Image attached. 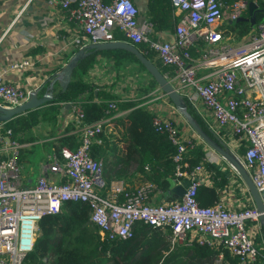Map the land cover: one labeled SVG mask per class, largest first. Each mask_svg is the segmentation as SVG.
<instances>
[{"label":"built area","instance_id":"obj_1","mask_svg":"<svg viewBox=\"0 0 264 264\" xmlns=\"http://www.w3.org/2000/svg\"><path fill=\"white\" fill-rule=\"evenodd\" d=\"M45 1L63 10L73 26V30L60 35L61 49L66 53L73 46L83 48L91 42L123 40L135 46L141 42V52L151 50L153 58L169 67L163 75L237 157L264 211V19L253 23L239 38L223 32L224 25L235 21L246 8L245 0L228 4L223 0H170L173 15L177 16L172 40L150 38V24L139 22L133 0ZM116 32L120 37L114 35ZM33 63L32 57L23 55L0 65L1 105L10 107L28 97L33 89L19 85L6 74L20 72ZM87 80L98 85L113 81V91L121 98L134 94L132 88L122 91L109 72L96 65L88 72ZM152 92L148 104L151 124L175 146L172 177L183 185L182 193L166 202L149 200L158 189L146 180L132 189L126 188L122 180L105 185L101 161L91 156L90 146L100 141L96 134L108 118L86 122L78 99L63 104L62 121L72 126L78 144L73 150L61 146L58 155L47 152L40 173L30 185L24 184L18 174V148L25 143L11 138L9 128L0 121V264H20L33 247L39 218L59 211L64 200L85 202L89 221L107 239L130 236L133 224L141 221L157 228L169 226L170 248L192 242L222 245L236 260H225L223 264H247L256 258L254 238L260 230V211L243 181L238 189L244 199L235 206L220 197L211 205H199L196 188L201 183L211 184L210 172L201 163L188 166L183 157L201 140L189 125L178 121L176 114H180L157 85ZM158 96L167 102L165 106L153 101ZM107 125L110 130L111 124ZM237 147L243 148L240 154L233 150ZM203 159L216 162L217 157L204 150ZM228 167L237 173L230 163ZM224 187L220 193L228 183ZM118 193L122 197L118 198ZM222 257L219 251L215 260L222 261Z\"/></svg>","mask_w":264,"mask_h":264},{"label":"trees","instance_id":"obj_2","mask_svg":"<svg viewBox=\"0 0 264 264\" xmlns=\"http://www.w3.org/2000/svg\"><path fill=\"white\" fill-rule=\"evenodd\" d=\"M223 1L228 4L232 0ZM245 1L254 3L251 13L254 18L253 23L264 19V0ZM241 15L244 17L250 15L247 5ZM144 16L151 27L150 38H158L159 32H172L177 21V16L173 15L170 0H146ZM252 25L248 19H238L224 25L223 32L239 38ZM114 35L120 37L117 32ZM143 45L140 42L136 47L139 49ZM76 49L77 46H73V49L65 54V61ZM142 53L152 60L162 73L167 69L170 70L169 67L153 58L151 50ZM96 56L111 58L110 62L115 67L132 64L129 69L133 72L145 70L137 58L124 49L94 50L76 60L70 79L63 90H60L58 84L54 82L52 94L48 100L40 106L13 115L3 121L4 126L9 128L11 138L25 143L36 138L31 128L46 122L52 126L46 136L56 134L51 141L50 151L58 155L61 146L73 150L78 144L77 135L71 131L70 124L62 123L60 114L64 110L63 104L66 101L78 99L86 122L108 118L96 134L100 141H94L90 146L91 156L101 161V176L105 185H109L110 179L122 180L126 188L132 189L133 184L128 180L131 174L128 173L130 167L158 190L167 189V177L173 175L174 162L171 156L175 146L164 132H159L151 124L152 112L148 104L149 99L154 95L152 90L156 83L145 70L148 75L147 80H140L132 87L133 96L121 98L117 92L113 91V81L111 84L98 85L83 77L88 73L87 68L92 67ZM53 71L39 85L37 92L45 89L49 75L51 77ZM183 102L198 126L218 142L219 139L185 98ZM108 122L111 124L110 130ZM203 146L202 141L194 143L183 159L187 161L188 166L201 163L210 172L212 184L201 183L195 192L197 203L208 206L218 198L219 193L215 186L221 187L226 184L227 176L214 163L203 159ZM25 147L23 145L18 148V163ZM240 151H243L242 147ZM153 191L154 189H151L150 192ZM117 197H122V193H118ZM37 225L40 233H37L32 249L24 255L20 264H213L212 260L219 251L222 252L223 257L218 264H223L225 260L236 263L235 258L230 257L222 245L214 247L192 242L177 244L176 248L163 252L167 246H160V243L165 241L167 235H170L169 226L157 228L137 221L133 224L131 235L128 237L112 239L102 237L98 233L97 226L88 219L87 204L80 200H64L59 211L43 214ZM260 232L259 240L264 244L262 226H260ZM256 239H258L257 235L254 241ZM256 246L258 255L247 264H264V248L259 244Z\"/></svg>","mask_w":264,"mask_h":264},{"label":"crops","instance_id":"obj_3","mask_svg":"<svg viewBox=\"0 0 264 264\" xmlns=\"http://www.w3.org/2000/svg\"><path fill=\"white\" fill-rule=\"evenodd\" d=\"M133 2L138 9L137 18L140 23H143L145 20L144 10L146 0H133ZM65 14L66 13L60 8L48 6L45 0H0V65L10 60L18 59L23 55H29L34 59L32 66L27 67L20 72H10L6 74L7 78L16 81L19 85L27 86L36 90L49 73L53 70V72L57 71L62 65L66 54V52L61 49L62 42L60 35L67 34L70 30H73V26ZM158 37L172 40L173 33L169 31L159 32ZM157 95L158 94H156V96ZM158 100L164 101L159 96L153 101L160 104L158 103ZM64 113L65 110L60 114V120L62 121ZM176 117L180 123L186 125L180 115L176 114ZM35 127L38 128L35 129ZM47 127L48 125L43 124L42 122L36 124L31 130L32 133L36 135L40 132L45 133L48 129ZM187 131H189V129L185 130V132ZM55 135L52 134L47 137L50 144ZM37 140H39L38 136L34 140L25 142L24 146L29 148L36 143ZM203 147L205 151H209L211 155L217 157L216 162L212 163H214L227 176L226 184L228 183V188L226 190H223V192L220 193L222 188H225V184L221 187L215 186L219 193L217 199L220 197L225 202L229 199V204L235 206L237 201H242L244 199L238 189L242 180L237 173L232 170L230 171L228 167L229 162L226 159L210 149L205 143ZM239 148L241 149V147ZM240 149L239 153H241ZM43 161L44 160H41L36 166L37 171L35 175L32 176L29 172L26 173L22 179L24 184L30 185L34 182L36 176L41 171V164ZM204 169L207 171L206 168ZM128 173H131L128 176V180H130L133 186L145 180L139 172L133 171V168L129 167ZM111 181L113 180L110 179V182ZM177 197L178 195L167 187L165 190L154 192L150 195L149 200L152 202H166ZM248 205H251V203Z\"/></svg>","mask_w":264,"mask_h":264},{"label":"water","instance_id":"obj_4","mask_svg":"<svg viewBox=\"0 0 264 264\" xmlns=\"http://www.w3.org/2000/svg\"><path fill=\"white\" fill-rule=\"evenodd\" d=\"M253 7L254 3L248 2L247 11L250 15L247 17L240 15L236 20L248 19L249 23L252 25L254 22V18L251 14ZM115 48H121L132 53L142 64L148 74L151 76L153 81L156 83L157 87L161 90L164 95H166L167 99L173 104L177 112L183 117L185 122L201 139V141L205 143L214 152L226 159L233 166L238 176L246 186V189L248 190L256 209L260 211L257 218L260 226H262V228L264 229V211L262 210L263 205L248 172L239 162L237 157L231 151H229L222 142H216L198 126L192 114L186 109L182 96L176 90H174V88L170 85L169 81L157 68L154 62L148 57H146L135 45L127 41L110 40L101 42H91L88 43L84 48H77L69 55L67 60L57 69V71L51 74V77L49 75V81L47 83V86L41 93H38L37 89L32 90L28 94V97L25 98L22 102L10 107L3 106L0 104V121H5L17 113L24 112L28 109L43 104L46 100L51 97L52 85L54 82L58 84L60 90H63L70 79L72 68L78 58L83 57L84 55H87L88 53L94 50H108ZM167 181L168 188L179 196L183 191L182 185L178 183L176 184L172 177H167Z\"/></svg>","mask_w":264,"mask_h":264},{"label":"rangeland","instance_id":"obj_5","mask_svg":"<svg viewBox=\"0 0 264 264\" xmlns=\"http://www.w3.org/2000/svg\"><path fill=\"white\" fill-rule=\"evenodd\" d=\"M233 37V35H232ZM235 39V38H234ZM112 59L109 57H105V56H96L95 57V61L93 63V65H96L100 68H102L103 71L105 72H109V74L112 76V78H114L116 80L117 83H119V86L121 87L122 91H126L128 90V88H132L133 86H135L137 84V82L141 81H146L148 78L147 72L145 70H139V71H131L129 69V66L132 64H128V66L125 67H115L113 65L112 62H110ZM92 65V67H93ZM91 66L87 68L86 72H89L90 69L92 68ZM88 73L84 74L83 77L87 78ZM56 86V85H54ZM41 91H38V93H40ZM156 100V99H155ZM158 103L162 104V105H166L167 102L158 100ZM61 116V115H60ZM181 116V115H180ZM61 118V117H60ZM186 123V122H185ZM43 124L48 125V129L45 131V133H38L36 135H33L38 139L36 143H34L33 145H31V147H25V149L23 150V155L20 156V162H19V177L22 180L23 177L26 175L27 172L30 173V175H35L36 174V166L38 165V163L41 160H44L46 158V153L50 151V142L48 140V136L47 132L48 130H50L52 128V126L46 122H43ZM187 125V123H186ZM38 127H35V129H37ZM57 128V127H56ZM186 128V127H185ZM32 132V130H31ZM188 133L192 132V130L189 129V131H187ZM193 134L195 135V133L193 132ZM239 149L240 148H234L233 150L235 151L236 154H240L239 153ZM37 233H40V228H37ZM260 230L258 231L257 237L258 239L255 240V243H257L256 245H261L262 248L263 247V243L260 242L259 237H260ZM165 241L160 243V246H167L166 250H163V252L168 251L169 249H173L176 248V246L178 245H173L170 248L169 245V239H168V235L165 237L164 239ZM180 249V248H179ZM213 264H218V261L215 260V258H213Z\"/></svg>","mask_w":264,"mask_h":264}]
</instances>
